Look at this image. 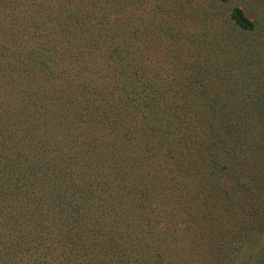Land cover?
<instances>
[{
  "label": "trees",
  "instance_id": "1",
  "mask_svg": "<svg viewBox=\"0 0 264 264\" xmlns=\"http://www.w3.org/2000/svg\"><path fill=\"white\" fill-rule=\"evenodd\" d=\"M0 264H264V0H0Z\"/></svg>",
  "mask_w": 264,
  "mask_h": 264
}]
</instances>
